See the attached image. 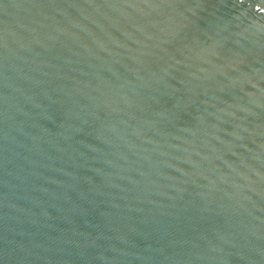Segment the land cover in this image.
<instances>
[{
  "label": "water",
  "instance_id": "1",
  "mask_svg": "<svg viewBox=\"0 0 264 264\" xmlns=\"http://www.w3.org/2000/svg\"><path fill=\"white\" fill-rule=\"evenodd\" d=\"M0 264H264V0H0Z\"/></svg>",
  "mask_w": 264,
  "mask_h": 264
}]
</instances>
